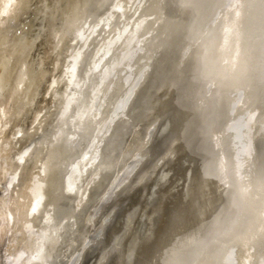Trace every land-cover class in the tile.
<instances>
[{"label": "bare ground", "instance_id": "obj_1", "mask_svg": "<svg viewBox=\"0 0 264 264\" xmlns=\"http://www.w3.org/2000/svg\"><path fill=\"white\" fill-rule=\"evenodd\" d=\"M0 264H264V0H0Z\"/></svg>", "mask_w": 264, "mask_h": 264}]
</instances>
